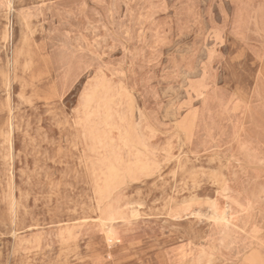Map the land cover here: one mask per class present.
<instances>
[{
    "label": "rangeland",
    "instance_id": "rangeland-1",
    "mask_svg": "<svg viewBox=\"0 0 264 264\" xmlns=\"http://www.w3.org/2000/svg\"><path fill=\"white\" fill-rule=\"evenodd\" d=\"M23 8H32L48 55L49 89L36 85L32 103L10 62L19 24L29 23ZM8 26L0 38V264H247L254 255L264 264V230L244 229L264 212L256 208L262 218L251 225L238 216L235 230L227 209L195 195L198 175L178 182L183 160L229 164L263 199L264 0H0V33ZM73 41L80 72L60 59ZM103 96L111 105L97 108ZM102 114L122 117L113 136ZM199 187L201 197L220 193L216 181ZM69 228L90 247L80 261L57 250Z\"/></svg>",
    "mask_w": 264,
    "mask_h": 264
},
{
    "label": "bare ground",
    "instance_id": "bare-ground-1",
    "mask_svg": "<svg viewBox=\"0 0 264 264\" xmlns=\"http://www.w3.org/2000/svg\"><path fill=\"white\" fill-rule=\"evenodd\" d=\"M120 1V0H119ZM144 3V2H143ZM121 4V3H120ZM110 7V6H109ZM59 10V9H58ZM115 13V12H114ZM21 18V17H20ZM143 18V17H142ZM132 19V18H131ZM133 20V19H132ZM131 24V23H130ZM140 24V23H139ZM135 25V24H134ZM115 27V26H113ZM123 30V29H122ZM121 31V30H120ZM101 32V31H100ZM140 32V31H139ZM39 31L36 30L34 32L35 36L37 37ZM57 33V32H56ZM130 33V32H129ZM104 34V33H103ZM119 34V33H118ZM126 34V33H125ZM9 36V26L7 28H5L4 30H2V32L0 33V38L1 40H5L6 38H8ZM118 36V35H117ZM125 36V35H124ZM90 37V36H89ZM135 38H133L134 40ZM6 41V40H5ZM111 42V41H110ZM88 43V42H87ZM91 43V41H90ZM77 43L72 44V47H69L70 49H66L65 46H61L62 48H64L65 52L69 50V52L71 53V56L68 58L64 53L61 54L60 59H73V61L70 63L71 68L73 67V69L77 70L78 72L81 71L82 69V62H80L78 59L81 60L80 57H78V55L74 54L75 52L73 51L76 46ZM116 47V44H115ZM97 48V46H96ZM114 48V47H113ZM58 49V48H57ZM95 49V48H94ZM111 49V48H110ZM55 50V49H53ZM118 50V49H115ZM56 51V50H55ZM68 52V53H69ZM129 52V51H128ZM78 53V52H77ZM79 54V53H78ZM97 54V53H96ZM112 54V53H111ZM44 52L42 51V49L40 48H23V47H19V46H15L14 49L11 52V67H12V71L13 74L12 77L14 76V83L18 84L20 86L21 89L25 90L28 92V97H30V99L28 98L26 101L27 103H32L36 97H35V87L36 85L40 86V83L42 84L43 89L48 90L49 87H46L47 85V73H46V67L47 66V62L46 59L44 58ZM103 56V55H102ZM261 56V55H260ZM97 58V57H95ZM103 58V57H101ZM256 58V57H254ZM105 60V59H104ZM111 60V59H110ZM249 60V59H248ZM255 60V59H254ZM252 61V59H251ZM58 62V61H57ZM130 62V61H129ZM248 62V61H247ZM92 63V62H91ZM246 63V62H245ZM63 64V63H61ZM134 64V63H133ZM94 65V64H93ZM116 65V64H115ZM66 66V65H65ZM246 66V65H245ZM51 68V67H50ZM57 68V67H56ZM85 68V67H84ZM249 68V67H248ZM255 68V67H254ZM106 69V68H105ZM245 69V68H244ZM8 70V69H7ZM111 69H109L110 71ZM118 70V69H117ZM65 71V70H63ZM232 71V70H231ZM59 72V71H58ZM102 72V71H101ZM66 73V72H65ZM96 73V72H95ZM106 73V72H105ZM234 73V72H233ZM80 74V73H79ZM123 74V73H122ZM235 74V73H234ZM4 70L2 68H0V89L5 88V79H4ZM95 75V74H94ZM100 75V72H99ZM245 75V74H244ZM250 75V74H249ZM82 76V75H81ZM101 77V76H100ZM122 77V76H121ZM250 77V76H249ZM254 77V76H253ZM65 78V76H64ZM80 78V77H79ZM97 78V77H96ZM113 78V77H112ZM255 78V77H254ZM93 79V78H92ZM98 79V78H97ZM101 79V78H100ZM245 79V78H244ZM57 80V79H56ZM105 80V79H104ZM141 80V79H140ZM65 81V80H64ZM91 81V80H90ZM198 81V80H197ZM235 81V80H234ZM244 81V80H243ZM114 82V81H113ZM112 82V83H113ZM10 83V82H9ZM95 83V82H92ZM104 83V82H103ZM116 83V82H115ZM121 83V82H120ZM191 83V82H190ZM245 83V82H243ZM11 85V84H10ZM64 85V84H63ZM69 85V84H68ZM103 85V84H102ZM116 85V84H114ZM119 85V84H118ZM242 85V84H240ZM70 86V85H69ZM96 87V86H95ZM97 87H100V82L98 81L97 83ZM108 87V86H107ZM112 87V86H111ZM110 87V88H111ZM192 87V86H191ZM68 88V87H67ZM109 88V89H110ZM116 88V87H115ZM61 89V88H60ZM190 89V88H189ZM208 89V88H207ZM89 90V89H88ZM97 90V89H96ZM117 90V89H116ZM192 90V89H191ZM1 91V90H0ZM10 91V88H9ZM51 91V90H50ZM55 91V90H54ZM193 91V90H192ZM90 92V91H89ZM122 92V91H121ZM209 92V91H208ZM207 92V93H208ZM63 93V92H62ZM104 95L107 94V92H103ZM25 94V93H24ZM24 94L21 95L22 97L19 96V99L23 98L24 99ZM87 94V93H86ZM190 94V93H189ZM197 94V93H196ZM118 95V94H117ZM194 95V94H193ZM219 95V94H218ZM217 95V96H218ZM7 96V95H6ZM95 96V95H94ZM198 96V95H197ZM118 97V96H117ZM125 97V96H124ZM32 98V99H31ZM92 98V97H91ZM196 98V96H195ZM118 99V98H117ZM191 99V98H190ZM90 99H82V104L83 105H88L90 103ZM112 101V100H111ZM111 101L108 100L107 98H105L104 96L102 97V99L98 98L97 101H95L94 103H97V108H99V104L100 102H102L105 106H110L111 105ZM130 101V100H129ZM128 101V102H129ZM191 101V100H190ZM226 102V101H225ZM101 103V104H102ZM120 103V102H119ZM121 104V103H120ZM119 104V105H120ZM130 104V103H129ZM10 105V104H9ZM133 105V104H132ZM118 106V105H117ZM86 106H84L85 108ZM83 108V109H84ZM82 109V110H83ZM88 109V108H87ZM114 109V106H113ZM127 109H125L126 111ZM197 110V109H196ZM195 110V111H196ZM87 111V110H86ZM10 112V111H9ZM111 112V111H110ZM192 112V111H191ZM99 112L96 114L98 115ZM130 114V113H129ZM94 113L91 114H86L85 119L90 120L93 117ZM104 115V114H102ZM127 115V114H126ZM187 115V114H186ZM194 117V116H193ZM244 118V117H243ZM122 117H116L114 116V114H105L104 115V128L105 131L107 130V132H109L111 134V136L114 135V131H117V127H116V122L121 120ZM124 119V118H123ZM126 119V118H125ZM133 120V119H132ZM191 120V119H190ZM194 120V119H193ZM192 120V121H193ZM244 120V119H242ZM191 121V122H192ZM262 121V120H261ZM129 123V122H128ZM127 125V124H126ZM192 124H190L189 126H191ZM126 127V126H125ZM130 127V125L128 126ZM127 127V128H128ZM183 128V127H182ZM119 129V127H118ZM130 129V128H129ZM93 130V129H92ZM144 130V129H143ZM188 130V129H187ZM190 130V129H189ZM149 131V130H148ZM235 131V129H234ZM10 132V131H9ZM126 132V131H125ZM152 132V131H151ZM188 132V131H187ZM239 132V131H238ZM108 133V134H109ZM10 134V133H9ZM91 134V133H90ZM109 134V135H110ZM124 134V133H123ZM126 134V133H125ZM150 134V133H149ZM148 134V135H149ZM100 135V134H99ZM119 135V134H118ZM129 135V134H128ZM10 136V135H9ZM95 136V135H94ZM101 136V135H100ZM237 136V135H236ZM99 137V136H98ZM252 137V136H251ZM102 138V137H101ZM124 138V137H123ZM143 138V137H142ZM141 138V139H142ZM191 138V137H190ZM120 139V138H119ZM118 139V140H119ZM193 139V138H192ZM117 140V139H115ZM127 140V139H126ZM187 141V140H186ZM116 142V141H115ZM130 142V141H128ZM234 142V141H233ZM186 143V142H185ZM112 144V143H111ZM123 145V144H122ZM124 146V145H123ZM132 146V145H131ZM108 146H105V149H107ZM115 148V147H114ZM135 148V147H133ZM220 148V147H219ZM223 148V147H222ZM113 148H110V150ZM117 150V147H116ZM136 150V149H135ZM105 152V151H104ZM125 152V151H124ZM129 153V152H128ZM237 153H239L237 151ZM107 155V154H106ZM110 155V154H109ZM213 157V156H211ZM11 158V157H10ZM187 158V156H186ZM200 158V157H199ZM205 158V157H204ZM210 158V157H209ZM214 158V157H213ZM238 159H240V156H237ZM106 159V158H105ZM124 159V157H123ZM223 159V158H222ZM244 159V157H243ZM250 161L251 157L248 158ZM116 160V159H115ZM209 160V159H208ZM212 160V159H211ZM210 160V161H211ZM220 160V159H219ZM247 160V159H245ZM247 160V161H249ZM107 161V160H106ZM221 161V160H220ZM104 162V161H103ZM114 162V161H113ZM120 162V161H119ZM178 162V161H177ZM218 162V161H217ZM228 162V161H227ZM234 162V161H233ZM108 163V162H107ZM197 163V162H196ZM114 164V163H113ZM119 164V163H118ZM117 164V165H118ZM226 164V163H225ZM116 165V164H114ZM157 165V163H156ZM238 165V164H237ZM158 166V165H157ZM240 166V165H239ZM11 167V165H10ZM108 167V165L106 166ZM119 167V166H118ZM122 167V166H121ZM120 167V168H121ZM159 167V166H158ZM241 167V166H240ZM113 169L116 170L115 166L112 167ZM123 168V167H122ZM178 170H182L185 174L179 178V183H183L188 185L189 182V177L194 176V175H198L197 178H199V181L197 183L198 187L197 189V193L195 194L197 197L199 196V199H206L208 200H214V202H216L217 206L221 207L222 209H227L229 211V220H226V222L233 227L235 230H241L240 227L238 226V216L245 218L246 222H249L248 224L251 225L252 222V218H253V209L255 207L260 208L263 212H264V195H263V199L261 200H256L253 199L249 194H248V188L250 186V182H244L240 176L238 175H234L231 174V170H230V166L225 165V166H218L216 164H213L211 162H200L197 166L195 164H190L187 161H182L179 164V168ZM11 172V171H10ZM105 174V171H104ZM216 174V176L214 175ZM108 176V175H107ZM115 176V175H114ZM189 176V177H188ZM109 179V178H108ZM217 182L218 185H220L219 187V191L220 193H218V191L216 192L217 195L212 196V193H208L206 196H200L199 192L202 191V188L199 187L206 185L211 186V184L213 182ZM190 183V182H189ZM180 186V184H179ZM191 186L193 188H195V182L191 183ZM177 187V186H176ZM176 187L174 189H176ZM183 187V186H182ZM205 187V186H204ZM218 188V187H217ZM204 192V191H203ZM188 194V193H187ZM189 195V194H188ZM195 196V197H196ZM3 200H5V202L7 203V207H14L13 204V200L11 198V194L9 192L5 193V196H3ZM244 197L248 199V203H245ZM180 200V199H179ZM173 201V200H172ZM186 204V203H185ZM216 209V208H215ZM180 210V209H179ZM219 210V208H218ZM176 211V210H175ZM126 212V211H125ZM184 212V211H182ZM179 212V213H182ZM124 213V212H123ZM122 213V214H123ZM168 213V212H167ZM133 214H135L133 212ZM178 214V213H177ZM120 216V215H119ZM136 216V215H135ZM167 216V215H166ZM94 217V215L88 216V217H82V218H78L80 222L85 221L87 219H92ZM125 217V216H124ZM134 217V216H133ZM141 217V216H140ZM151 217V216H150ZM100 218V217H99ZM98 218V219H99ZM136 218V217H135ZM138 218V217H137ZM96 220V219H95ZM124 220V219H123ZM99 221V220H98ZM224 221V220H223ZM79 222V223H80ZM102 222V221H101ZM108 222V221H107ZM110 222V221H109ZM99 224V223H98ZM83 225V224H82ZM195 225V224H194ZM77 227V226H76ZM246 231H251L252 233L258 235L261 232H263L264 230V218L262 219L261 223L256 227V228H250L249 227H245L244 228ZM217 230V227H208L205 231L204 234H208L212 231ZM77 231V230H76ZM261 235V234H260ZM107 237V236H106ZM60 243L61 246L57 249L59 254L64 255L65 253H70L71 255H73L74 257L78 258V260H82L81 257V253L82 251H88L90 250V247H88V244H86L84 242V249H81V242L79 240V238L77 237V235L74 234L73 232V228H69L66 229L64 231H61L60 234ZM115 238H118V236ZM261 241H264V236L262 237ZM31 242V241H30ZM79 242V243H78ZM29 244V243H28ZM222 246L225 247L224 242H221ZM261 245H264L263 243H260ZM57 246V245H55ZM211 246V245H209ZM261 249L264 252V248L263 246H261ZM44 250V248H43ZM46 250V249H45ZM43 252V251H42ZM46 252V251H45ZM45 254V253H44ZM33 258V257H32ZM59 258V257H58ZM64 258V257H63ZM91 259V258H90ZM93 259V258H92ZM33 260V259H32ZM178 260V259H177ZM27 261V260H26ZM56 261V260H55ZM64 263H68V258H64L63 259ZM260 258H258L256 255L254 256H250L245 260V263L247 264H260ZM92 263V262H91Z\"/></svg>",
    "mask_w": 264,
    "mask_h": 264
},
{
    "label": "crops",
    "instance_id": "crops-1",
    "mask_svg": "<svg viewBox=\"0 0 264 264\" xmlns=\"http://www.w3.org/2000/svg\"><path fill=\"white\" fill-rule=\"evenodd\" d=\"M21 13L19 14V16H21V20L23 21L25 19V21L29 22L27 25H24L22 23L19 24L20 28L17 30L18 32H20V39L17 40V46L19 47H23V48H31V49H34V48H40L42 49V51L44 52V58L45 59H48V55H47V52H46V49L43 47V44H42V41H40V31H39V25H35V24H32L31 22V19H32V8H23L21 10H19ZM26 17V18H25ZM62 23V21H61ZM29 25V27H28ZM31 25V26H30ZM68 26H71L72 29L75 28L74 24H71V23H67ZM26 26V27H25ZM28 27V28H27ZM27 28V29H25ZM38 30L39 33L37 35V37L35 36L34 32ZM74 42V41H73ZM74 43H78L77 41H75ZM73 44V43H72ZM72 44L69 45V47H72ZM212 196H215V195H212ZM259 209L261 210L260 208L258 207H255L253 209V218H252V222L255 220V221H259L261 218L259 215H255V209ZM262 211V210H261ZM263 212V211H262ZM183 213V212H182ZM182 213H178L177 214V219L176 221H179L181 219V215ZM263 219V218H262ZM262 221V220H261ZM261 222L257 223V225H255V227L253 228H256ZM251 232V231H250ZM252 233V232H251ZM254 234V233H252ZM256 235V234H255ZM117 240H119V238H116ZM84 243V242H83ZM82 257V256H81Z\"/></svg>",
    "mask_w": 264,
    "mask_h": 264
}]
</instances>
